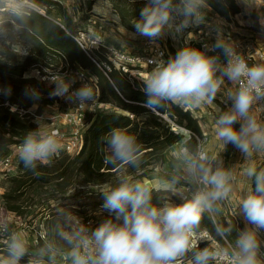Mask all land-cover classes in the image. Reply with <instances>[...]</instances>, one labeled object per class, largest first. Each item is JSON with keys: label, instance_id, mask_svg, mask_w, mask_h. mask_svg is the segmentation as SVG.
Returning a JSON list of instances; mask_svg holds the SVG:
<instances>
[{"label": "trees", "instance_id": "obj_1", "mask_svg": "<svg viewBox=\"0 0 264 264\" xmlns=\"http://www.w3.org/2000/svg\"><path fill=\"white\" fill-rule=\"evenodd\" d=\"M93 1L89 2V8ZM107 1L110 2L113 13L118 16L120 25L130 32L136 31L134 26L141 21V10L145 7H152L150 0ZM195 1L200 11L209 12L211 10L226 20L242 12V7L237 0ZM36 3L45 5L47 7L46 13L49 12V6H59L55 0H36ZM185 3L186 0H171L168 12L172 13L176 9L184 11ZM5 13H9L10 18L2 27L11 28L16 25L18 36L24 47L27 46V49L25 47L27 51L21 57L10 46L0 47V159L5 155L6 145L23 142L29 133L38 134V126L31 117L20 116L17 112L10 111L4 102L8 101L9 104L28 109L34 103L33 93L36 95L50 93L49 88H45L34 77H25V73L34 66L51 63L54 59L53 55L57 53L64 54L70 63L78 62L97 74L100 86L99 100L101 102L112 103L122 111L133 114L131 118L122 112H98L91 118L83 135L82 148L77 154L73 156L62 154L47 164L38 162L35 168H26L19 158L18 173L6 178L8 186L1 195L3 207L17 216L23 217L28 206L36 205L37 211L32 217H38L46 231L44 234L46 240L38 236L37 244L46 249L52 246L62 247L61 242L67 241V239L62 237L61 226L68 223V217L74 214L76 209L82 212L85 207L97 208L103 206V203L77 204L76 202L74 204L64 202L59 198H65L64 193L72 184L102 183L121 165L127 163L117 160L113 154L110 139L114 131H120L133 137L135 152L131 163L134 164L146 155H152L157 160L162 161L163 151L179 141L187 152L196 155L198 142L195 136L201 138L203 133L191 111L184 109L176 102L165 100L161 102L159 107H149L145 103L147 97L144 92V82L135 78L130 80L127 74L117 69H112L108 73V79L70 36V34H76L83 28L78 27L75 30L65 13H63L65 27L37 12ZM249 16L254 23L257 22L256 12L250 11ZM218 43L222 44L220 41H213L212 47L207 50V54L217 57L218 61L226 62L229 57L225 56L223 50L215 47ZM28 44L31 46L28 47ZM195 47L201 50L199 43L195 44ZM95 55L99 61L101 55L98 52ZM215 101L220 108L218 118L225 112L231 111V108L224 103ZM164 116L173 119L178 126L187 131V135L171 130ZM240 123L238 122L234 127L239 128ZM237 150L234 145L225 144L222 153L224 162L231 161ZM251 187L253 192L255 188L254 176L251 180ZM166 193V190L152 189L150 203L156 207L171 205L176 200ZM176 205L179 204L176 203ZM217 208L218 205L214 201L212 209ZM101 215L96 219V224H92L93 229L107 219H112L117 224L122 223V220H118L114 213L104 212ZM226 227L225 220L217 223L205 211L200 223L194 226L192 231L199 233L206 230L214 240L228 248L223 238ZM68 228L73 231L77 239H80L81 230L72 229L69 226ZM258 231L257 245L264 251V246L260 241V239H264V228H259ZM13 232L14 229L11 225L0 227V253L9 257H12L9 245ZM201 243H196L194 248L200 246ZM45 259L47 257L43 255L41 260Z\"/></svg>", "mask_w": 264, "mask_h": 264}, {"label": "clouds", "instance_id": "obj_2", "mask_svg": "<svg viewBox=\"0 0 264 264\" xmlns=\"http://www.w3.org/2000/svg\"><path fill=\"white\" fill-rule=\"evenodd\" d=\"M202 2V0H201ZM151 8L141 10V21L135 24L136 31L150 40L161 35L162 28L169 21L168 9L171 0H150ZM184 14L195 16L197 6L194 0H186ZM197 19L199 17L197 16ZM231 57L222 70L223 76L238 82L239 88L232 95V109L219 117L215 125L216 138L224 144H232L242 153L251 155L254 149L264 146V129L249 115L255 100L264 97V65L249 66L232 50L223 44L215 45ZM217 57L209 56L202 50L182 48L166 64H160L145 81V103L149 107H159L162 101L176 103H199L214 99L221 83L217 77ZM68 92L65 85H57L50 95H64ZM80 101L92 99L87 87L75 93ZM34 99L39 97L33 94ZM239 128L234 127L238 122ZM135 142L130 135L114 131L110 146L117 160L131 161L135 152ZM59 150L53 136L29 133L19 149V158L26 168H35L39 162L47 164L49 158ZM201 160L206 159L200 156ZM195 161L190 163L193 170ZM201 180L210 185L211 190L197 192L190 200L179 205L153 206L150 189L142 183L121 180L116 186L103 193V207L114 213L122 223L107 219L92 232L96 255L71 253L73 264H172L189 247V236L197 226L205 211H211L213 202L227 196L229 174L217 170L211 172L202 164ZM255 177L254 191L240 201V211L248 224L264 228V170L252 167L247 173ZM71 242L70 237H66ZM257 240L255 232L244 231L236 241L238 251L235 264H257ZM12 264L23 256V241L13 236L10 243ZM210 253L207 249L195 253V264H207Z\"/></svg>", "mask_w": 264, "mask_h": 264}, {"label": "rangeland", "instance_id": "obj_3", "mask_svg": "<svg viewBox=\"0 0 264 264\" xmlns=\"http://www.w3.org/2000/svg\"><path fill=\"white\" fill-rule=\"evenodd\" d=\"M55 1L59 3V6H49V12L47 13L55 22H59L64 26L65 18L63 13H65L75 30L78 27L83 28L85 25H88L92 28L93 34L101 35L104 37L105 41L121 47L122 49L139 51L144 47V42L147 40V37L140 35L137 31L130 32L121 26L119 18L113 13L109 1L94 0L90 8L88 5L91 0ZM237 1L240 4V0ZM253 1L254 0H242V2H246L249 5L253 4ZM194 3L196 4L195 0ZM258 4L259 7L257 9L260 11L264 8V0H258ZM245 15L241 14L238 16L243 24H245ZM197 16L199 19H197ZM9 18V13L0 12V47L4 45L10 46L17 55L23 57L26 54L27 46H25V49L23 42L18 36V27L16 25H13L11 28L2 27L3 24L7 23ZM250 21H252L251 18ZM199 28L201 32L197 30ZM217 32H219V34ZM260 33V36L264 37V30L260 31ZM227 36L228 38H225ZM244 37V35H239L230 31L229 28L226 29L225 23L214 13L202 12L197 7V14L195 16L185 15L184 11L181 9H176V11L172 13L169 12V21L163 26L158 41L166 50L167 63L174 57L175 53L182 48L189 47L197 49L195 44L206 42L207 45L204 47L200 45V48L207 54L206 48H211L212 42L215 40L221 38L223 40L221 42L227 45L235 38ZM247 39L250 38L247 37ZM29 46H31V44H28V47ZM56 60L57 59L54 58L52 62ZM217 66L218 71L216 75L223 82L214 99L210 101L205 99L199 103H178L184 109H188L187 107L193 109L194 112L191 111L192 115L194 117L196 116L195 118L199 125L206 133V140L203 144V149L206 152V159L195 162L197 167L194 170L190 168V163L195 160L191 157L189 152H182L181 141H179L163 151L162 161L157 160L152 155L144 156L135 164L129 161L121 165L102 183L88 185L72 184L65 191V198L60 197L59 199L74 204H76V202L77 204L88 202L104 204L103 193L116 186L121 180L127 179L131 183H142L146 185L150 191L152 189L166 190V195L176 200L173 201L171 205H176V203L180 204L190 200L197 192H200L202 188H205L204 191L211 190V186L205 185L201 180L203 173L199 165L202 164L213 173L220 170L229 174L227 186L230 188V191L228 195L215 200L218 205L217 209L207 211L217 223H220L222 220L226 221L227 227L223 235L226 246L229 247L228 244H230L234 250L238 251L236 241L239 235L244 231H253L256 237H259L258 229L245 221L239 205L240 201L252 192L251 180L253 176L250 177L247 174L248 169L254 167L257 172L264 170V146L254 149L251 155H246L238 149L231 161L224 162L222 153L225 144L218 140L215 135V125L216 121L219 119L218 113L220 110L215 100L224 103L232 109L233 100L231 97L236 92V89L234 81L223 76L221 61L217 60ZM31 69L26 72V75H34V71ZM146 71L148 72L147 75L137 74L134 75L135 79L145 83L148 76L152 73L149 68L144 69L143 73ZM49 85L52 86L50 89L52 88L51 90L53 91L55 88L54 85ZM52 98L53 97H44L42 95L37 99L41 105L39 114L46 116L52 112L46 105ZM199 113H202L203 116H200ZM35 119L38 121L40 127L45 129L44 126L46 124L44 123H48V121L43 123L41 119ZM259 125L264 129V122ZM209 127L214 128V133L208 132ZM180 133L187 135L186 130ZM17 173L18 171L16 169L14 173L8 174L0 179V227L11 225L12 229H14L12 238L13 236L19 237L23 241L25 247L23 256L16 260L15 264H73L71 255L73 251H79L81 254H94V243L86 244L85 241L92 240V232L95 229L92 228L91 224H96V219L102 216V213H107L109 211L103 206H98L97 208L85 207L82 212L76 209L77 211L71 215H77L90 221L89 227L80 229L84 232H82L81 239H77L73 231L68 228L69 225L66 224L61 226L63 231L62 237L64 239L70 237L71 242L67 239V241L61 242L63 245L62 247L52 246L46 249L36 242L38 236L46 240L45 236L41 237V235L46 233L42 223L38 217H32L37 211L36 205L28 206L23 217H19L3 207L1 195L8 186L6 178L14 176ZM183 192L186 197H184ZM46 204L47 202L45 205ZM260 241L262 246H264V239H260ZM198 242H202L201 245L194 248ZM204 249H207L210 253L207 264H226L216 257L221 251L226 249L224 245L220 244L212 237L209 240L197 239L192 233L189 236L188 250L172 261V264H195V253ZM43 255L46 256L47 259L41 260ZM256 258L257 262L261 261L259 263L264 264V251L258 248V246L256 249ZM12 261L13 257L0 253V264H12Z\"/></svg>", "mask_w": 264, "mask_h": 264}, {"label": "built area", "instance_id": "obj_4", "mask_svg": "<svg viewBox=\"0 0 264 264\" xmlns=\"http://www.w3.org/2000/svg\"><path fill=\"white\" fill-rule=\"evenodd\" d=\"M47 7L45 5H39L35 0H0V12H37L39 14L45 15ZM50 18V17H49ZM52 19V18H51ZM59 23V22H57ZM60 24V23H59ZM92 28L85 25L82 30L78 31L76 34H70V36L75 40L79 48L84 52V54L89 57L97 66V68L109 79L108 73L112 69H117L127 74L128 79L132 80L134 75H147L148 72L143 70L149 68L153 72L158 65L166 63V50L160 45L158 38L147 40L144 42V47L139 51H131L122 49L114 44L105 41L104 37L99 34H93ZM202 47L206 46V42H200ZM230 48L234 56H239L244 59L249 66L256 65L253 59V54L248 52L242 41H233L229 44H223ZM210 48H206L209 50ZM96 52L101 55V59L98 61L96 59ZM56 61L49 63L47 65H37L32 67L34 75L25 77H34L37 79L45 88L52 87L54 85H65L68 87V92L64 95H50L53 93L50 89L48 94H38L37 96L53 97L51 101H47L46 104L52 112L49 115H42L38 112L41 109L39 100L34 99V103L28 109L18 107L15 104H9L8 101L4 102L5 106L9 107L10 111L17 112L20 116L27 115L31 117L32 120L38 126V135L41 136H53L59 145V150L49 158V162L59 158L62 154H68L73 156L77 154L83 145V135L85 130L90 124L91 118L94 117L98 112H117L127 114L129 117H133V114L122 111L117 106L112 103H104L99 100L100 96V86L97 74L90 71L88 68L83 67L78 62L70 63L67 57L62 53H57L53 55ZM231 57L228 58V60ZM228 60L226 62H221L222 70L226 67ZM47 85V86H46ZM236 91L239 88V83L234 82ZM53 87V88H54ZM87 87L91 90L92 99L88 101H80L75 93L78 89ZM54 88V89H55ZM1 93V90H0ZM35 94V93H33ZM36 95V94H35ZM262 100L264 104V97H260L255 100L252 104L249 112L252 110L253 106ZM264 107V105H262ZM41 111V110H40ZM41 119V122L48 121L45 129L41 128L38 121L35 119ZM166 121L169 123L171 130L174 132H181L184 129L178 126L173 119L164 116ZM44 120V121H42ZM241 123L243 121H240ZM196 137L198 142V151L196 155H191L195 162L201 161L200 156L206 157V152L203 149V144L206 140V135L203 134L201 138ZM23 142H14L5 146V155L0 159V179L8 174H12L17 169V164L19 160V149ZM182 152H187L186 148L182 146ZM200 185V184H198ZM204 191L205 188L200 189ZM184 197L185 193L183 192ZM90 221L85 218H81L77 215H70L67 225L72 229H85L89 227ZM88 225V226H87ZM92 225V224H91ZM83 232V231H81ZM84 233V232H83ZM81 233V235L83 234ZM192 235L200 240H209L211 236L206 230L199 233L192 231ZM45 235H41L44 237ZM81 239V236H80ZM228 248L221 251L217 255V259L226 264H235V254L234 250L230 244ZM92 256L96 255V250Z\"/></svg>", "mask_w": 264, "mask_h": 264}, {"label": "crops", "instance_id": "obj_5", "mask_svg": "<svg viewBox=\"0 0 264 264\" xmlns=\"http://www.w3.org/2000/svg\"><path fill=\"white\" fill-rule=\"evenodd\" d=\"M253 4H247L246 2H242L240 0V4L243 7L242 12L236 14L234 17L230 18L229 20L224 19L223 17L218 16L213 11L209 10L207 7L206 9L209 10L210 13H214L221 19L225 25L226 29L229 28L230 31H233L239 35H244V38H235L230 41L232 43L233 41H242L248 52L253 54V59L256 65H264V37L260 36V31L264 30V8H262L260 11L257 9L259 7L258 0H254L252 2ZM245 4V5H243ZM256 12L258 18L257 22L254 23L253 19L249 16L250 11ZM246 14L245 15V24L242 23V21L238 18L239 15ZM248 14V15H247ZM117 16V15H116ZM117 18V17H116ZM250 18L252 21H250ZM118 19V18H117ZM115 21V20H114ZM116 22V21H115ZM255 25V26H253ZM201 32V29H197ZM219 34V32H217ZM249 37L250 39H247ZM225 38H228L225 37ZM215 41H223L221 38L219 40ZM223 44V42H222ZM262 100H259L252 108V110L249 112V115L254 118L258 124L264 122V107H262ZM190 111H193L190 107H187ZM194 112V111H193ZM200 116H203L202 113H199ZM196 117V116H195ZM201 127V126H200ZM202 133L206 135L205 130L201 127ZM209 133H214V128L209 127L208 128ZM261 262V261H259ZM257 262V264H260Z\"/></svg>", "mask_w": 264, "mask_h": 264}]
</instances>
